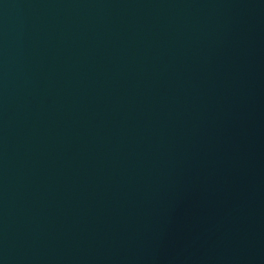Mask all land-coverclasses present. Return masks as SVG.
Listing matches in <instances>:
<instances>
[{
	"label": "water",
	"instance_id": "water-1",
	"mask_svg": "<svg viewBox=\"0 0 264 264\" xmlns=\"http://www.w3.org/2000/svg\"><path fill=\"white\" fill-rule=\"evenodd\" d=\"M0 264H264V0H0Z\"/></svg>",
	"mask_w": 264,
	"mask_h": 264
}]
</instances>
